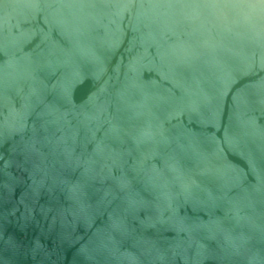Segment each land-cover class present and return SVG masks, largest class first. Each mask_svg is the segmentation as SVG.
<instances>
[{"label":"water","instance_id":"obj_1","mask_svg":"<svg viewBox=\"0 0 264 264\" xmlns=\"http://www.w3.org/2000/svg\"><path fill=\"white\" fill-rule=\"evenodd\" d=\"M0 264H264V0H0Z\"/></svg>","mask_w":264,"mask_h":264}]
</instances>
